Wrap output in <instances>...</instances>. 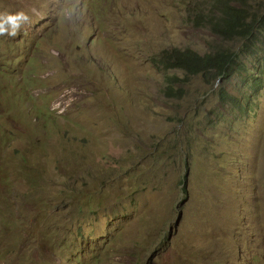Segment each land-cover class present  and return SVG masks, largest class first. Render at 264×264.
Instances as JSON below:
<instances>
[{"label": "rangeland", "instance_id": "obj_1", "mask_svg": "<svg viewBox=\"0 0 264 264\" xmlns=\"http://www.w3.org/2000/svg\"><path fill=\"white\" fill-rule=\"evenodd\" d=\"M209 1L0 0L30 15L0 36V264H264V67L172 99L152 62L238 46L188 20Z\"/></svg>", "mask_w": 264, "mask_h": 264}, {"label": "trees", "instance_id": "obj_2", "mask_svg": "<svg viewBox=\"0 0 264 264\" xmlns=\"http://www.w3.org/2000/svg\"><path fill=\"white\" fill-rule=\"evenodd\" d=\"M254 0H210L207 7L192 8L188 20L197 28L208 29L212 35L222 42L238 43L235 49L231 47H214L213 52L200 54L186 48H167L152 62L166 71H182L185 79L178 80L177 76L169 77L167 96L180 99L183 89H177V84L187 85V80L200 77L205 84L224 81L227 84L238 74L247 73V63L241 57L254 58L260 68L264 67V4L254 8ZM244 79L248 89L257 93L262 89L259 77ZM176 81V82H174ZM174 82V83H173ZM220 103L230 106L240 113L251 109L252 94L238 92L231 94L222 84L217 91ZM185 180L181 181L183 185ZM185 190V185L183 188Z\"/></svg>", "mask_w": 264, "mask_h": 264}, {"label": "clouds", "instance_id": "obj_3", "mask_svg": "<svg viewBox=\"0 0 264 264\" xmlns=\"http://www.w3.org/2000/svg\"><path fill=\"white\" fill-rule=\"evenodd\" d=\"M66 18L71 19L72 11L62 9ZM30 23V15L21 9L17 11H0V36L15 38L20 34L21 28Z\"/></svg>", "mask_w": 264, "mask_h": 264}]
</instances>
